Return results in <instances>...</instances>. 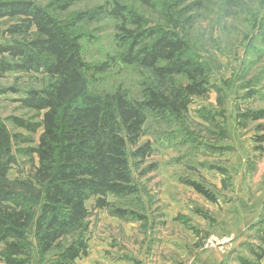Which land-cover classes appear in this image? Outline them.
I'll use <instances>...</instances> for the list:
<instances>
[{"label":"trees","instance_id":"16d2710c","mask_svg":"<svg viewBox=\"0 0 264 264\" xmlns=\"http://www.w3.org/2000/svg\"><path fill=\"white\" fill-rule=\"evenodd\" d=\"M77 1L54 0L52 4L65 13ZM136 2L158 13V19L119 0L77 11L69 19L34 0H0V20L12 21L8 28L12 39L0 42V77L20 71L41 73L45 80L43 86L31 87L20 99L23 108L37 112L36 117L42 115L41 120L12 119L31 134L43 129L36 145L21 147L22 142L33 139L13 134L0 121L3 264H34L35 258L38 264H79L89 253L90 210L86 202L93 197L94 208L107 209L115 217L145 219L123 205L139 194V175L157 167L143 168L153 152L151 140L142 142L145 126L150 118L160 123L182 120L192 98L207 94L209 65L193 30L202 15L199 11L213 6L225 14L233 0ZM263 7L261 0L255 18ZM104 16L116 22L115 47L107 51L105 60L88 61L82 44L87 32L78 25ZM115 63L147 70L156 82L143 81L137 95L121 84L110 90L90 85L96 84L97 74ZM173 76H182L184 82L174 88L159 86ZM261 116L264 111L251 114L253 119ZM263 139L256 137L260 149ZM22 156L33 161L31 170L25 179H10V170ZM188 183L214 199L201 183ZM109 196L121 202L110 201ZM261 225L254 236L256 243H243L254 260L240 258L241 264H261L264 222Z\"/></svg>","mask_w":264,"mask_h":264},{"label":"rangeland","instance_id":"374dc122","mask_svg":"<svg viewBox=\"0 0 264 264\" xmlns=\"http://www.w3.org/2000/svg\"><path fill=\"white\" fill-rule=\"evenodd\" d=\"M34 1L69 19L77 11L108 0H78L65 13L54 8V0ZM119 1L158 19V13L139 6L136 0ZM260 3L233 0L225 14L213 6L199 11L202 15L193 32L209 65L208 92L192 98L182 120L160 123L150 118L145 126L142 142L151 140L153 152L143 168L157 167L139 175V194L123 203L145 219H121L107 209L94 208V197L86 202L90 210L89 253L78 260L79 264H241L240 258L254 260L243 243H256L255 233L264 222V208H250L246 198L255 202L264 196L256 191L264 188V176L258 174L255 140L250 141L260 134L255 130L262 124L256 121L264 119L251 117L264 111V7L254 16ZM11 25L9 19L0 20V42L12 39L8 34ZM78 28L88 33L82 40L85 59L105 60L107 51L115 47L116 22L104 16L81 22ZM254 36L256 41L251 46ZM96 76V84H89L98 90L121 84L132 95L139 93L143 81L156 82L147 70L120 63ZM44 81V75L35 72L13 71L0 77V121L13 134L34 141L22 142L21 147L36 145L43 129L31 134L12 119L41 120L42 115L36 117L37 112L23 108L20 99L31 87L43 86ZM181 82L182 76H173L159 86L174 88ZM34 160L37 163L36 156ZM32 162L29 156L20 157L9 178L25 179ZM189 181L211 190L214 199L197 192ZM240 186L250 191L240 193ZM108 200L121 202L114 196ZM29 235L33 241L31 232ZM3 246L0 244V254ZM33 263L38 264L36 258Z\"/></svg>","mask_w":264,"mask_h":264},{"label":"crops","instance_id":"0c3cea01","mask_svg":"<svg viewBox=\"0 0 264 264\" xmlns=\"http://www.w3.org/2000/svg\"><path fill=\"white\" fill-rule=\"evenodd\" d=\"M256 123L257 124H259V123L262 124V127H260V129L258 128V129L255 130V131H258L257 132L258 134L260 133L258 136H260V135L261 136H264V119L257 120ZM255 136H256V134L254 136H252L253 139L250 140V141L251 142L252 141L254 142V140H255L256 146H255L254 150L255 151H258L259 154H257V155H259V160H260L258 174L261 175V173H262V175L264 176V139H263V142L261 143L262 149H260L259 148L260 143H258L256 141V137ZM251 144H254V143H251ZM252 149H253V147L251 148V150L249 149L250 152L252 151ZM249 186L251 187L253 185H249ZM240 189H241L240 190V193L243 192V193H246L247 194L250 191V188H248V187H247V190H245L243 187L240 186ZM256 191L260 195L261 194H264V188L261 189V190L258 189ZM246 198H247V202H248V205H249L250 208H264V196L262 197V199H260L259 201H255V202H251V200L249 199L248 196H246Z\"/></svg>","mask_w":264,"mask_h":264}]
</instances>
